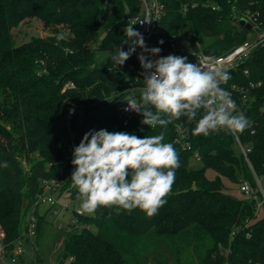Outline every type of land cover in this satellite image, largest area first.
<instances>
[{
    "label": "trees",
    "instance_id": "16d2710c",
    "mask_svg": "<svg viewBox=\"0 0 264 264\" xmlns=\"http://www.w3.org/2000/svg\"><path fill=\"white\" fill-rule=\"evenodd\" d=\"M160 1L165 13L151 42L176 55L195 48L225 55L250 38L248 24L264 25V0ZM142 7L141 0H115L113 7L103 0H0V164L9 165L0 167V223L6 253L14 252L23 234L26 212L42 191V180H71V149L85 132L127 131L142 138L164 131L162 142L172 143L180 159L167 203L153 217L138 209L131 215L114 208H98L91 216L76 213L63 245L55 244L62 248L63 260L264 264V207L257 212L254 198L242 191L244 198L236 197L224 183L226 179L241 190L245 181L255 188L257 177L264 181V44L229 70L231 79L221 84L238 112L253 121L250 128L194 136L196 122L185 116L172 118L166 129L150 128L141 124L142 115L125 117L118 111L133 92L140 98L144 87L137 52L121 67L110 58L126 39L129 15H140ZM246 15L253 23L246 22ZM29 17L46 25L64 24L71 34L59 42L56 36L16 44L11 30ZM68 82L74 85L64 89ZM242 147L250 148L247 155ZM196 153L199 166H194ZM71 191L76 199L77 189ZM36 216L39 242L48 221L45 214Z\"/></svg>",
    "mask_w": 264,
    "mask_h": 264
},
{
    "label": "clouds",
    "instance_id": "9594fccd",
    "mask_svg": "<svg viewBox=\"0 0 264 264\" xmlns=\"http://www.w3.org/2000/svg\"><path fill=\"white\" fill-rule=\"evenodd\" d=\"M124 35L126 39L110 58L121 67L140 49L137 59L144 70L140 73L144 87L139 100L134 96L125 100L123 110L142 115V125L166 129L172 118L185 116L189 123L196 122L192 134L205 137L220 131L242 133L252 126L253 121L238 112L231 93L221 87L231 79L228 71L210 68L200 60L193 63L187 56H162V49L148 47L133 24L124 27ZM56 39L59 42L65 36L61 33ZM164 139V131L142 138L127 131L85 132L73 147L71 159L72 187L81 201L77 210L94 214L98 208H114L117 214L124 210L131 215L138 209L147 217L157 215L167 203L180 167L174 145L163 143ZM8 166L7 161L0 164Z\"/></svg>",
    "mask_w": 264,
    "mask_h": 264
},
{
    "label": "built area",
    "instance_id": "2783aa9c",
    "mask_svg": "<svg viewBox=\"0 0 264 264\" xmlns=\"http://www.w3.org/2000/svg\"><path fill=\"white\" fill-rule=\"evenodd\" d=\"M143 10L140 15H131L128 17L129 25L133 24L134 29L138 30L140 33L143 34L146 45L148 47H157L152 44L151 38L157 33V22L162 18V16L165 13L164 5L160 0H143ZM215 9V7H212ZM247 19L246 22L250 21L252 22L251 16L246 15ZM253 23V22H252ZM253 36L255 38H251L248 40H245L243 43L240 45L236 46L233 48L229 53L225 55H211L207 54L204 52L200 51H195L198 52V54L189 61L196 63L198 60L204 61L207 63L208 67L210 68H215V67H221L225 71L229 70H234L237 69L241 64L249 60L253 53L260 47V45L264 44V25L263 24H257L253 23L251 25ZM162 51L160 55L166 56L168 54H173L171 51H167L163 48H161ZM137 55L140 53V49H136ZM179 56H185V55H179ZM155 59V57H153ZM144 71L143 69H141ZM248 71H246L247 73ZM260 84V83H257ZM68 85V84H67ZM73 86V83L71 85H68L67 87ZM250 86H254V82L250 83ZM249 88V87H248ZM247 88V89H248ZM137 87H133V91H135ZM233 89L236 90H242L243 87H238L237 85L233 86ZM229 91V90H227ZM230 92V91H229ZM231 93V92H230ZM131 96H134L137 100H139L138 96L134 94H131ZM126 100V99H125ZM123 100L120 105L118 106V111L121 115L128 117L135 115L136 113L133 111H124L123 109L127 106V101ZM245 100H247L246 97H244V103ZM181 125H178V130L181 131ZM254 132V131H252ZM71 149V154H72ZM250 150V148H244L242 147V151L245 155H247V152ZM196 159L200 160V157L198 153H196ZM71 171L69 176L71 177ZM257 187H253L249 182L245 181L241 185V191L245 194V196L249 198H254L256 200V211L259 212L263 207H264V187L262 185V181L257 177ZM42 191L37 195V198L35 199V203L37 206L40 205H49L50 208H52V211L55 215H58L61 211L64 209L62 206L58 209V203H59V198L56 196L57 192L62 193H71V190L73 189L72 187V182L71 180L68 181H59V179H43L41 183ZM35 205L31 207V209L26 212L25 218H24V231L22 236L15 242L14 245V252L10 255L6 253V245L4 243V238H5V232L2 228V225L0 223V264H8L7 260L11 257L12 261H16L17 257H20L23 252V237L25 234L29 235H36V230H37V223L38 219L33 211V208ZM76 213L80 215L81 214L76 207ZM60 246V243L58 244V247ZM71 260V259H70Z\"/></svg>",
    "mask_w": 264,
    "mask_h": 264
},
{
    "label": "rangeland",
    "instance_id": "374dc122",
    "mask_svg": "<svg viewBox=\"0 0 264 264\" xmlns=\"http://www.w3.org/2000/svg\"><path fill=\"white\" fill-rule=\"evenodd\" d=\"M142 1L143 0H141V2ZM103 4L106 7H113L115 4V0H103ZM11 31L16 44H21L30 41L31 39L34 38H41L47 40V38L56 37L61 33L67 37L71 34L70 29L66 25L64 24L46 25L38 17H29L21 20L19 24L14 26V28H12ZM253 35L254 34L252 32L249 39L255 38ZM197 54L198 52H195V50H190L187 53H185V55L190 60H192ZM72 83L73 82L66 83L64 85V89L67 88V86L71 85ZM195 160L196 161L194 166H199L200 164H198V160L196 159V154H195ZM70 171L72 174L73 166ZM207 175L209 177H213L214 172L212 170H208ZM224 183L226 185V191L228 193L239 198H244V194L241 192L238 184H233L231 182H228V180L226 179L224 180ZM262 185L264 187V181ZM70 194L69 192L61 194L60 191L56 193V196L59 198V203L57 206L58 209L60 208V206L64 208H68L61 211L58 215H55L53 213L52 208H50L49 205L37 206V204L35 203L36 201L34 200L33 204L30 205L28 209H31V207L35 205L33 211L37 215H44V214L46 215L48 221L47 226L42 229L41 232H43V235L40 238L39 242L37 241V235L35 236V235L25 234L22 240L23 248H24V252L22 256L17 257L16 261H12L10 257L7 260L8 264H68L69 260L68 259L63 260V256H61L62 248L58 249L55 244L57 243V241H59V243L63 245L67 235L66 228L68 227V224L76 218V207L78 209L81 203V201L78 200L77 198L71 199ZM85 215L91 216L93 214H85ZM38 226L39 223H37V227ZM86 227L96 230V226H94V224H86Z\"/></svg>",
    "mask_w": 264,
    "mask_h": 264
},
{
    "label": "water",
    "instance_id": "95a60500",
    "mask_svg": "<svg viewBox=\"0 0 264 264\" xmlns=\"http://www.w3.org/2000/svg\"><path fill=\"white\" fill-rule=\"evenodd\" d=\"M242 22L246 23L244 19L242 20ZM248 26H249V28H251V24H248ZM195 49H197V48H195Z\"/></svg>",
    "mask_w": 264,
    "mask_h": 264
},
{
    "label": "bare ground",
    "instance_id": "6f19581e",
    "mask_svg": "<svg viewBox=\"0 0 264 264\" xmlns=\"http://www.w3.org/2000/svg\"><path fill=\"white\" fill-rule=\"evenodd\" d=\"M196 51H199L198 49H195Z\"/></svg>",
    "mask_w": 264,
    "mask_h": 264
}]
</instances>
